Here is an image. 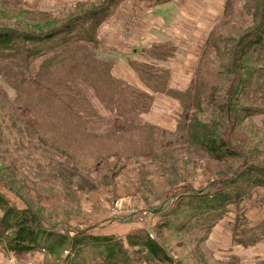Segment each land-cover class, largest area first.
Here are the masks:
<instances>
[{"label": "rangeland", "instance_id": "374dc122", "mask_svg": "<svg viewBox=\"0 0 264 264\" xmlns=\"http://www.w3.org/2000/svg\"><path fill=\"white\" fill-rule=\"evenodd\" d=\"M108 1L0 0V30L44 35L79 19L75 34L54 40L75 35L71 54L61 56L59 46L57 58L0 66V221L8 209L28 211L43 229L65 234L102 222L117 240L146 232L172 264H262L251 252L241 263L214 255L210 237L196 227L204 218L187 214V198L230 192L236 172L264 167V52L242 51L251 36L237 43L262 23L264 0L186 6L182 40L126 42L137 53L118 69L117 56L102 54L96 37ZM140 18L139 11L127 23L129 39ZM253 66L259 73L250 78ZM234 67L240 81L230 97ZM243 88L249 90L236 93ZM232 97L236 107L228 112ZM224 109L237 120L220 128ZM198 124L215 129L213 138L226 141L237 157L216 161L190 136ZM257 189L241 204L238 229L247 227L248 199L262 198ZM255 214L258 220L263 212ZM8 236L0 240V264H81L69 246L13 261ZM128 253L131 264H171L153 262L138 248Z\"/></svg>", "mask_w": 264, "mask_h": 264}, {"label": "trees", "instance_id": "16d2710c", "mask_svg": "<svg viewBox=\"0 0 264 264\" xmlns=\"http://www.w3.org/2000/svg\"><path fill=\"white\" fill-rule=\"evenodd\" d=\"M99 13L100 12L97 11L87 17L92 20V18ZM72 22L73 24H71ZM71 23L65 26L64 29L62 28L57 32L44 35H39L40 32L26 34L10 29L0 30V66L11 63L29 65L37 56L39 57L42 55L48 58L56 55L53 54V52H55L59 46L64 47L63 51L60 49L62 51L61 56H64V52H70L71 54L73 49V45L71 46V44L72 40L76 38L75 35L69 36L71 37L70 39H68V37L61 42L54 41L59 36L75 34L74 30L79 26V19L71 21ZM101 23L102 22L98 21L94 26H100ZM248 36H251V39L247 42L242 51L252 55V49L257 53L264 52V18L257 30L250 32L237 43L240 44L245 41ZM91 38H94V36H90L89 39ZM53 58H57V55L52 57V59ZM52 59L50 58L45 63L50 62ZM257 73L259 72H257L256 68L253 66L252 70L249 71L250 78L254 74L256 76ZM233 75L237 80V84L232 87L231 83L230 97L233 94V90L238 85L239 75L236 72V67H234ZM246 82H242L244 86ZM249 86L251 87L248 83V87ZM247 90L249 89L243 88L236 93L245 92ZM196 92L197 91H195V93ZM233 99L234 97L229 98L228 112L234 109L233 107H236L233 105ZM114 108L120 111L119 107L114 106ZM121 112L124 111L122 110ZM223 112L226 118H220V120L224 119L221 121L220 128H222V125L226 126V123L228 125L231 121L233 123L236 122L237 119L231 116L230 113L229 117L227 116L225 109ZM196 127H198V131L200 128H203L201 134L195 130L190 132V136L193 137L195 141H203L207 152L216 161L223 162L227 158L237 157L238 154L230 149L226 141L213 138L215 136V129L202 124H198ZM211 131L214 132V134L211 133ZM225 184H227V181L224 182V185ZM231 184L236 185L231 186L233 188L230 192L219 191L215 194L193 193L187 198V208L189 211L187 214H190L189 218H204L203 222L197 223L199 226L196 227L202 232L205 231L207 233L206 237L210 236L216 224L226 216L229 211V206L239 208L248 194L251 193V191L248 193L250 189L264 188V167H257L254 165L245 167L243 170L235 173V178L231 179ZM190 192H194V190ZM6 207L7 203L2 205L3 210H6ZM193 212H195L194 215ZM208 215H212L216 219L213 217L207 218ZM246 223L245 221V224ZM10 234L13 236L11 240H9L8 248L16 257L20 258H25L34 253L53 255L69 246L67 249L77 255V259L81 261V264H131L132 257L129 255L128 250L131 248L134 250L138 248L140 253L145 251L147 257L153 262L173 263L166 251L144 231L129 235L125 240H117L111 236L95 235L89 231L74 233L69 230L67 234L55 233L54 231L43 229L35 214L28 211L19 214L14 210L8 209L0 221V240H6ZM234 239L236 243L244 247L257 244L264 239V221L256 228L246 227L241 233L234 232ZM134 254H137V252H134ZM68 256H66V258H68Z\"/></svg>", "mask_w": 264, "mask_h": 264}, {"label": "crops", "instance_id": "0c3cea01", "mask_svg": "<svg viewBox=\"0 0 264 264\" xmlns=\"http://www.w3.org/2000/svg\"><path fill=\"white\" fill-rule=\"evenodd\" d=\"M158 1L159 0H109L107 2L108 14L106 20L102 24L101 31L99 30L100 33L98 32L96 37L100 39L101 44L99 45V50L102 54L109 53L110 55L117 56V69L122 64L127 66L130 56L137 53L136 48H133L131 45L130 48L133 49H127L126 42L130 44L137 41L140 44L141 41L143 45L144 40V43L147 42L146 44L150 45L164 43L169 40H182L184 30L180 27V24L184 21L186 11L190 13L191 4H196L197 6L202 4L201 0ZM186 6L190 10H188ZM139 11L142 12V18H140L136 29L132 32L129 39L126 33V25ZM196 16L201 19L199 15ZM195 23H197V25L202 24L198 23L197 19H195ZM200 37L203 36L200 35ZM114 46H116V48ZM257 190H260L262 195L260 201L257 203L254 197L249 198L250 204L246 205V207L249 208V214L246 213L248 228H256L264 221V188H258ZM9 201L11 200H8V202ZM241 208V205L238 209L235 206H229L228 213L216 224L209 236V242L211 241L210 245L213 248L214 255L226 257L228 259L236 258V261H239V263H241L242 260L240 258H244L243 255H247L249 252L251 253H249L248 256L257 257L260 260V257L264 258V239L255 245L244 247L234 241V234L231 233L232 227L235 230L238 229L236 224L238 220L242 219L239 218V209ZM257 210L263 212L261 219L258 220L250 216L256 217L257 215L255 212ZM257 214H259V212ZM102 225V222H95L83 228L74 226L75 228L72 227V231L74 233L88 231L90 226H93L94 229L89 230V232L95 235L111 236V233L106 228H102ZM243 229L244 228H239L237 233H241ZM30 256L31 255L26 256L25 258L27 259ZM7 257H11V260L16 262L25 259L13 257L11 254ZM262 264H264V262Z\"/></svg>", "mask_w": 264, "mask_h": 264}]
</instances>
